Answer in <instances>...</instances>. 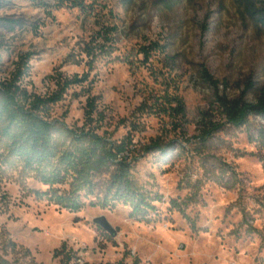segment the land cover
Segmentation results:
<instances>
[{
    "label": "rangeland",
    "instance_id": "374dc122",
    "mask_svg": "<svg viewBox=\"0 0 264 264\" xmlns=\"http://www.w3.org/2000/svg\"><path fill=\"white\" fill-rule=\"evenodd\" d=\"M113 27L116 51L90 69L85 45ZM153 42L166 56L144 64L137 52ZM26 58L22 87L42 97L87 74L51 106L48 122L79 129L94 100L101 122L92 127L114 142L129 135L132 178L161 200L149 224L124 206L69 212L35 195L48 188L32 173L0 167V262L63 264L54 255L64 245L69 264H264V122L251 116L235 127L217 102L254 104L264 92V0H0V82ZM165 89L184 103L181 132L138 111ZM154 142L161 150L146 152Z\"/></svg>",
    "mask_w": 264,
    "mask_h": 264
},
{
    "label": "trees",
    "instance_id": "16d2710c",
    "mask_svg": "<svg viewBox=\"0 0 264 264\" xmlns=\"http://www.w3.org/2000/svg\"><path fill=\"white\" fill-rule=\"evenodd\" d=\"M115 32L114 27L102 29L85 45L82 53L90 69L98 59L112 57L116 51ZM166 49L165 45L153 42L141 47L137 54L142 56V63L149 64L153 56H166ZM27 61V58L22 59L10 79L0 82V144L4 151V155H0V167L19 165L24 172L32 173L38 183L48 188L45 193L35 192V195L69 212L80 211L86 203L91 208L109 210L124 206L129 209V218L146 224L155 222V203L161 198L141 190L132 178V164L138 159L132 139L128 135L114 142L107 139L105 133H98L99 127H92L95 121H100L94 100H87L84 123L79 129L68 130L48 122L51 106L62 100L70 86L85 83L87 74L57 81V91L42 97L22 87ZM156 73L151 74L156 76ZM202 77L217 87L206 70L202 71ZM217 102L227 123L235 127L245 125L251 116L264 122V92L254 104L222 97H218ZM138 111L167 117L175 132L182 130L185 106L175 92L151 91ZM151 150H161V145L154 142L145 149L146 152ZM54 256L61 258L63 264L71 260L64 245Z\"/></svg>",
    "mask_w": 264,
    "mask_h": 264
},
{
    "label": "water",
    "instance_id": "95a60500",
    "mask_svg": "<svg viewBox=\"0 0 264 264\" xmlns=\"http://www.w3.org/2000/svg\"><path fill=\"white\" fill-rule=\"evenodd\" d=\"M95 224L98 225L101 229H103L107 233H109L111 236L115 235L114 230L111 228V226L105 220V218H99V219L95 220Z\"/></svg>",
    "mask_w": 264,
    "mask_h": 264
}]
</instances>
